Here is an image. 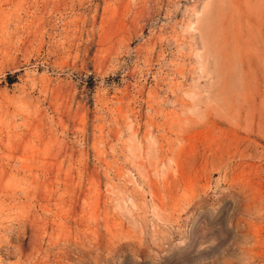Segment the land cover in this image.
<instances>
[{"label":"rangeland","instance_id":"1","mask_svg":"<svg viewBox=\"0 0 264 264\" xmlns=\"http://www.w3.org/2000/svg\"><path fill=\"white\" fill-rule=\"evenodd\" d=\"M0 264H264V0H0Z\"/></svg>","mask_w":264,"mask_h":264},{"label":"bare ground","instance_id":"2","mask_svg":"<svg viewBox=\"0 0 264 264\" xmlns=\"http://www.w3.org/2000/svg\"><path fill=\"white\" fill-rule=\"evenodd\" d=\"M11 254V253H10Z\"/></svg>","mask_w":264,"mask_h":264}]
</instances>
